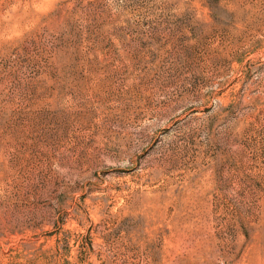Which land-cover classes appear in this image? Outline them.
<instances>
[{
	"label": "rangeland",
	"instance_id": "374dc122",
	"mask_svg": "<svg viewBox=\"0 0 264 264\" xmlns=\"http://www.w3.org/2000/svg\"><path fill=\"white\" fill-rule=\"evenodd\" d=\"M0 264H264V0H0Z\"/></svg>",
	"mask_w": 264,
	"mask_h": 264
}]
</instances>
